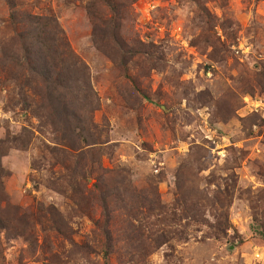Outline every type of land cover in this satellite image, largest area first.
<instances>
[{
	"label": "rangeland",
	"instance_id": "1",
	"mask_svg": "<svg viewBox=\"0 0 264 264\" xmlns=\"http://www.w3.org/2000/svg\"><path fill=\"white\" fill-rule=\"evenodd\" d=\"M0 264H264V0H0Z\"/></svg>",
	"mask_w": 264,
	"mask_h": 264
},
{
	"label": "trees",
	"instance_id": "2",
	"mask_svg": "<svg viewBox=\"0 0 264 264\" xmlns=\"http://www.w3.org/2000/svg\"><path fill=\"white\" fill-rule=\"evenodd\" d=\"M8 2L13 5V0H8ZM37 23H39V25L33 26L36 34L32 35V39L35 43L31 45L29 42H25L23 44V49L30 56L34 51H36L35 53L37 54L35 47L39 48L36 60L43 59L46 61L42 64L40 73L44 77V81L47 83L46 87L50 95L57 96L55 100L60 101L63 91H66L63 96L66 97L67 94H71L74 98L71 103H73L72 106L75 108L76 102L81 93L84 91H91L84 86H88V82L83 84L80 79V77L83 76L81 72L86 75V69L80 63L78 58H76V56L69 50V48L63 50L66 41L60 35V30L56 24L41 23L39 20H37ZM54 53L57 54V57L55 58ZM46 57L50 58V63L53 64V69L49 66V62H47ZM60 60L65 63L66 74H69V78L71 74L76 76V79H72V82H64L60 79V72H62V70H58ZM53 72H56L57 76H53ZM80 84H82L81 88H79ZM64 108L66 109V107ZM105 255V257L109 256V249L106 251Z\"/></svg>",
	"mask_w": 264,
	"mask_h": 264
}]
</instances>
